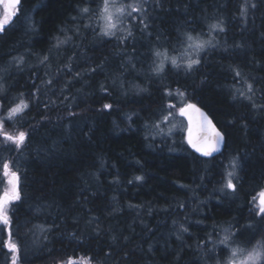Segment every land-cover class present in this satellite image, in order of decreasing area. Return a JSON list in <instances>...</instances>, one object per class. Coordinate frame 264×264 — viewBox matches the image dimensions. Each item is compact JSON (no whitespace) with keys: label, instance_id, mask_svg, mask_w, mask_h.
Masks as SVG:
<instances>
[{"label":"trees","instance_id":"trees-1","mask_svg":"<svg viewBox=\"0 0 264 264\" xmlns=\"http://www.w3.org/2000/svg\"><path fill=\"white\" fill-rule=\"evenodd\" d=\"M140 1L123 34L99 28L104 0H21L0 32V195L7 163L19 196L0 264H232L258 247L264 264V0ZM189 35L209 43L174 66ZM177 94L222 153L168 126Z\"/></svg>","mask_w":264,"mask_h":264},{"label":"rangeland","instance_id":"rangeland-1","mask_svg":"<svg viewBox=\"0 0 264 264\" xmlns=\"http://www.w3.org/2000/svg\"><path fill=\"white\" fill-rule=\"evenodd\" d=\"M21 4V0H18V3L16 5H14L13 7H9L8 5V0H2V2H0V19H3L5 16H7V21L9 22L11 20V18L13 17V15L17 14L19 12V5ZM104 4H105V0L104 3L102 4V6L99 8V13H100V20L98 22V26L99 28H101V30L103 31V34L106 31V26H107V20L105 19V13L103 12V8H104ZM108 4H109V10L113 15V21L116 23V27L114 29H112L111 31L114 34H117V32H122V34L124 32H128L129 30H131V27L133 26L134 28L136 23H142V19L135 17L137 16V14L139 16L144 17V3H142L140 0H136V1H129L127 2V0H108ZM132 6H136L137 10H133ZM119 8H123V14L117 12V9ZM8 13H11V15H8ZM137 18L138 21H133V18ZM7 22V23H8ZM214 25H209V29H213ZM133 28V29H134ZM1 32V31H0ZM192 40H188L186 45L183 46V50L184 52L181 54L178 52H176L174 54V56L170 59H168V61H172V59L174 58L176 60V64H181L182 62L185 61V64H188L190 60L195 59L198 56V53L201 49H196L195 48V44L197 43H201V40L199 39L200 37H194L192 36ZM179 49V47H178ZM183 60V61H182ZM173 95L176 96V93H174ZM177 100H175V102H172V105H174V107L171 108H167L168 110V114H171L172 119L170 118L169 121H167L168 126L171 128H174L176 130H181L183 129L185 132L187 130V123L185 122V120L181 117L180 115V109L181 106H183L185 103V99L184 97L182 98L181 95H178ZM25 104V103H23ZM20 106L22 107V104L20 103ZM14 172L11 173L8 172L7 176L8 179H10V182L8 183V186L5 188L4 193H2L0 195V198H2L3 195H12L15 196L14 199L10 198L4 203V214L7 216H9V211L10 208L13 204V202L17 199L16 198V194L14 192V189L17 187V183L15 184L13 181H11V179L13 178V174ZM264 193V189L256 196L255 198V205H256V212L259 213V200H260V194ZM17 195H18V190H17ZM8 229H6V225L3 223H0V239L2 234L4 233V231H6ZM9 234V232H8ZM4 242H8L9 244H14L16 245L13 240L10 238L9 239V235L8 238L6 237ZM254 248H252L248 253H246L245 255H242L240 257H237L236 259L233 260L234 264H241V261H243L249 253L253 252ZM255 250L260 251L262 253V250H260V247L255 248ZM260 260L256 261L259 262ZM232 262V264H233Z\"/></svg>","mask_w":264,"mask_h":264},{"label":"snow or ice","instance_id":"snow-or-ice-1","mask_svg":"<svg viewBox=\"0 0 264 264\" xmlns=\"http://www.w3.org/2000/svg\"><path fill=\"white\" fill-rule=\"evenodd\" d=\"M0 2H2V0H0ZM18 3V0H8V5L9 7H13L14 5H16ZM133 10H137L136 6H132ZM252 7H255V5H252ZM84 12H87L88 9H84ZM124 9L123 8H119L117 9V12L123 14ZM103 12L105 13V19L107 20V26H106V31H105V35H112L114 34L111 30L114 29L116 27V23L113 21V15L109 10V4H108V0H105V4H104V8H103ZM8 15H11V13H8ZM7 16H5L3 19H0V31L5 30V25L7 23ZM213 27H217V26H213ZM223 30V29H221ZM188 39L191 41L193 38L189 35ZM205 43H209V42H201V43H197L195 44V48L196 49H202L204 47ZM157 55H159V53H157ZM172 64L174 66H178L176 64V60L173 58L172 59ZM199 63V60H190L187 67L188 69H191L193 67V65H196ZM163 70V63H161V65L157 68V71H162ZM237 75H239V73L237 72ZM249 87V91H251V85L248 86ZM22 107L20 105H18L16 108H13L10 110V116L16 114L17 112H20L23 110V108H26L27 105L23 104V102H21ZM110 105H105V108H110ZM169 107H174V105H170ZM187 109H192L195 111H199V109L196 108L195 105L189 104L186 106V108H181L180 109V114L181 115H187ZM201 115L203 116L204 114L201 113ZM165 120L168 119L167 116L164 117ZM205 119H207V117H205ZM4 139L7 141H11L12 143H15L17 145V147H19L20 145H22L25 141V139L27 138V134L25 132H19L16 136H13L9 133H3ZM223 140V137L221 136V134L219 132L216 133V140H215V144H205V145H198L197 142L193 141L191 139V136L189 138V144L192 145L193 148L196 149L197 152H201L202 155L204 156H210L212 155L213 152L217 151V145L219 143H221ZM8 164L5 163L3 165L4 168V172L5 175L8 174ZM15 177V173L12 174ZM229 177L232 176V173L228 174ZM16 179L18 180V177H16ZM137 180L142 179L141 177H137ZM229 189H232L233 191L235 190V185L232 183V180L229 179L227 181V185H226ZM260 200H259V213L264 214V193L260 194ZM16 198L18 199L19 196L17 195ZM9 198L7 197V195H5L4 198H0V223H3L5 225L9 224L8 218L7 216L4 214V203L8 200ZM182 231H188L187 228H183V226H181ZM11 238V233H9V239ZM228 237H225L224 241H221V243H225L227 241ZM10 250L12 251H17L16 245L14 244H9ZM262 247H264V245H262ZM236 254V250H233V256H235ZM262 258V253L260 251L257 250H253V252L249 253L248 256L241 261V264H256V261L260 260ZM13 264H15V261H13ZM234 264V262H233Z\"/></svg>","mask_w":264,"mask_h":264},{"label":"water","instance_id":"water-1","mask_svg":"<svg viewBox=\"0 0 264 264\" xmlns=\"http://www.w3.org/2000/svg\"><path fill=\"white\" fill-rule=\"evenodd\" d=\"M14 17V15H13ZM12 17V18H13ZM8 23H6L5 27ZM192 105H195L199 111H195L192 109H187V115H181L183 119L187 123V130L185 132L186 141L189 147L198 155L203 157H210L214 155H218L223 152L226 144V135L225 133L218 127V125L214 122L212 117L209 115L207 111H205L202 107L195 103H190ZM189 105V104H187ZM186 105V106H187ZM186 106L182 108H186ZM201 113L204 115L202 116ZM207 117V119H205ZM219 132L221 136L223 137V140L221 143L217 145L218 150L213 152L210 156H204L201 152H197L195 148L192 147L191 144H189V138L191 136V139L198 143V145L202 146L205 144H215L216 140V133ZM17 190H18V184L17 187L14 189V192L17 196ZM5 195H3V198ZM8 198L14 199L15 196L7 195Z\"/></svg>","mask_w":264,"mask_h":264},{"label":"bare ground","instance_id":"bare-ground-1","mask_svg":"<svg viewBox=\"0 0 264 264\" xmlns=\"http://www.w3.org/2000/svg\"><path fill=\"white\" fill-rule=\"evenodd\" d=\"M14 19V18H13ZM12 21V20H11ZM10 22V21H9ZM8 26V25H7ZM187 104H190V103H186V104H184L183 106H181V108L182 107H184V106H186ZM189 146V145H188ZM190 148V147H189ZM191 149V148H190ZM192 150V149H191ZM193 151V150H192ZM194 152V151H193ZM197 154V153H196ZM198 155V154H197ZM200 156V155H199ZM201 157H203V156H201ZM211 157V156H210Z\"/></svg>","mask_w":264,"mask_h":264}]
</instances>
